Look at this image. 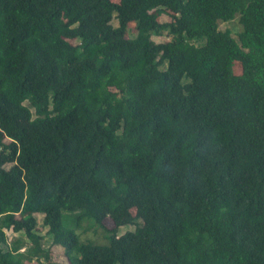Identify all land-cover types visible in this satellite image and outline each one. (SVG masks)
I'll return each instance as SVG.
<instances>
[{"label": "trees", "instance_id": "trees-1", "mask_svg": "<svg viewBox=\"0 0 264 264\" xmlns=\"http://www.w3.org/2000/svg\"><path fill=\"white\" fill-rule=\"evenodd\" d=\"M0 157V264H264V0H0Z\"/></svg>", "mask_w": 264, "mask_h": 264}, {"label": "rangeland", "instance_id": "rangeland-1", "mask_svg": "<svg viewBox=\"0 0 264 264\" xmlns=\"http://www.w3.org/2000/svg\"><path fill=\"white\" fill-rule=\"evenodd\" d=\"M115 1L120 2L121 0H115ZM126 1H131V0H126ZM166 20H167V16L163 15L160 17L161 22H164ZM112 24L114 26L118 25L116 19L113 20ZM221 26L229 28L235 37L237 36V33L241 31V25L239 24L237 18L231 22L222 23ZM133 27H134V25L131 24L130 30L128 32V36L141 41L144 45L148 44V42H150V41L163 42V41H166L168 39L167 34H163L162 36H156L155 34L150 35V36L138 35L137 32L135 30H133ZM97 49L98 48H94L93 50H91V52L87 56L92 55ZM78 57H79V59L85 58V56L80 54V53H78ZM234 69H235V72H238V64H235ZM28 124L29 123L26 121L19 122V125H21V126H27ZM10 166H11L10 164L5 162L0 157V167L8 169V168H10ZM132 213L135 215L136 210L132 209ZM77 215L78 214H73V213L66 214V216L64 217V222L67 225L74 227L75 223H76ZM36 217H37V221H38V227H37L38 234L43 237V240H42L43 247H44L45 251L50 252V261L52 262V264H69L65 255H64V249H62L59 246H55L52 244V235L50 233H48L47 228H44L42 226L43 215L37 214ZM104 225L106 226L107 229L114 228V224H113L112 220L109 218L104 221ZM134 229H135L134 225L121 227L119 229L118 235L119 236L123 235L125 232L133 231ZM77 231H78L80 238L83 241H92V242L98 243V244H107V239L105 237L106 236L105 231H103L100 227H98L97 225H94L93 223H91L89 221H83L81 223V225L78 227ZM7 234H8L10 239H12L13 237L18 235V234L13 233L11 230L7 231ZM45 256H46L45 252H41L37 248H30V249L25 251V254L23 255V259L28 264H38L39 262H45Z\"/></svg>", "mask_w": 264, "mask_h": 264}]
</instances>
